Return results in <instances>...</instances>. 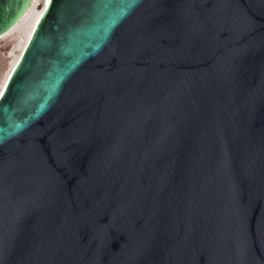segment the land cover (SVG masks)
Instances as JSON below:
<instances>
[{"label": "water", "instance_id": "95a60500", "mask_svg": "<svg viewBox=\"0 0 264 264\" xmlns=\"http://www.w3.org/2000/svg\"><path fill=\"white\" fill-rule=\"evenodd\" d=\"M0 264H264V0H50L0 95Z\"/></svg>", "mask_w": 264, "mask_h": 264}, {"label": "rangeland", "instance_id": "374dc122", "mask_svg": "<svg viewBox=\"0 0 264 264\" xmlns=\"http://www.w3.org/2000/svg\"><path fill=\"white\" fill-rule=\"evenodd\" d=\"M44 2L45 0H36L26 17L7 34L0 36V90L20 56Z\"/></svg>", "mask_w": 264, "mask_h": 264}, {"label": "bare ground", "instance_id": "6f19581e", "mask_svg": "<svg viewBox=\"0 0 264 264\" xmlns=\"http://www.w3.org/2000/svg\"><path fill=\"white\" fill-rule=\"evenodd\" d=\"M49 1H50V0H45L43 9H42L41 12L37 15V17H36V19H35V21H34V24H33V28L31 29V32H30V34H29V38H28L26 44L24 45L23 50H24L25 46L27 45V43H28V41H29V39H30V37H31V35H32V33H33V30L35 29V26H36L38 20L40 19L41 15H42V13H43V11H44V9L48 6ZM35 2H36V0H33V2L31 3V5H30V6L28 7V9L26 10V12H25L24 16L22 17V19H24V18L26 17V15L29 13L31 7L33 6V4H34ZM22 19H21V20H22ZM21 20H20V21H21ZM7 33H8V32H7ZM7 33H6V34H7ZM3 35H5V34H3ZM1 36H2V35H1ZM23 50H22L20 56L22 55ZM20 56L18 57V59H17V61L15 62L14 66H15L16 63L18 62ZM14 66H13V68H14ZM11 71H12V70H11ZM10 74H11V72H10ZM10 74H9V76H10ZM9 76H8V78H9ZM8 78H7L6 82L3 84V86H2V88H1V90H0V95L2 94V92H3L4 89H5V86H6V83H7V81H8Z\"/></svg>", "mask_w": 264, "mask_h": 264}, {"label": "snow or ice", "instance_id": "6c2138e0", "mask_svg": "<svg viewBox=\"0 0 264 264\" xmlns=\"http://www.w3.org/2000/svg\"><path fill=\"white\" fill-rule=\"evenodd\" d=\"M105 6H107V4Z\"/></svg>", "mask_w": 264, "mask_h": 264}]
</instances>
